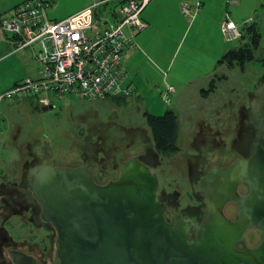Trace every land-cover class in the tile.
I'll return each instance as SVG.
<instances>
[{"label": "water", "instance_id": "water-1", "mask_svg": "<svg viewBox=\"0 0 264 264\" xmlns=\"http://www.w3.org/2000/svg\"><path fill=\"white\" fill-rule=\"evenodd\" d=\"M249 112L257 131L251 154L226 167L209 163L192 184L206 211L199 222L160 202L153 164L142 150L136 154L143 158L129 154L117 178L103 185L87 166L56 167L48 160L30 165L28 187L57 234L53 263L264 264V81L251 95ZM229 203L237 209L234 221L223 212ZM250 229L259 231V242L237 249ZM11 255L14 264H35L24 254Z\"/></svg>", "mask_w": 264, "mask_h": 264}, {"label": "rangeland", "instance_id": "rangeland-1", "mask_svg": "<svg viewBox=\"0 0 264 264\" xmlns=\"http://www.w3.org/2000/svg\"><path fill=\"white\" fill-rule=\"evenodd\" d=\"M48 1L47 15L50 19H57L58 14L54 12L56 0ZM57 1L60 11L79 2ZM222 38L224 40L223 35ZM238 43L239 39L236 45H227L234 47ZM263 54L264 42L255 52L254 61L246 64L243 70L234 67L223 73L227 80L217 86L208 102H200L192 110L188 99H183V107L178 111L179 152L169 157L160 156L153 149L152 137L143 118L146 109L133 98L119 104L111 98L87 101L73 95L58 98L44 94L49 102L47 105L53 106L47 110L41 109L46 105H41L37 97L0 101V188L7 180L21 177L33 161L45 159L56 162V165H74L84 157L90 158L95 173L98 169L96 181L98 175L100 181H106L116 174L120 160L142 150L153 164L159 193L171 207L189 214L187 209L198 203L191 189V176H196L200 167L206 169L209 163L218 161L220 165L222 160L225 161L219 149L224 148L226 157L231 156L232 151L239 155L249 153L252 145L249 135L254 130L248 110L253 91L264 81V65L259 62ZM10 75V66L1 65V85ZM148 101L152 105L148 110L153 115H162L172 108V98L168 106L157 93ZM236 143L238 145L234 146ZM13 224V231L5 227L10 235L18 234ZM259 240L257 230H248L244 235L247 245Z\"/></svg>", "mask_w": 264, "mask_h": 264}, {"label": "crops", "instance_id": "crops-1", "mask_svg": "<svg viewBox=\"0 0 264 264\" xmlns=\"http://www.w3.org/2000/svg\"><path fill=\"white\" fill-rule=\"evenodd\" d=\"M23 1L0 0V17L10 15L13 8ZM194 2H199L200 8L197 16L190 20L183 16L180 5H192ZM124 3L125 0H79L60 11L56 0L54 12L58 18H48L60 21L74 17L80 25L90 26L93 31H103L119 19ZM226 15L234 23L253 18L254 24L264 32V0H151L140 14L147 26L143 31H132L136 47L128 49L124 56L127 81L133 89L127 98H133L145 107V112L151 113L148 110L152 107L149 97L154 93L160 95L166 86H171L174 94L170 109L178 116L179 134L178 111L183 107V99H188L193 110L196 104L208 102L217 91L216 87L208 95L200 92L207 88L210 79L214 75L226 77L223 73L228 68L217 64L223 54L232 48L224 42L220 32V23ZM125 32L129 33L128 30ZM9 40L10 37L0 29V66L11 68L10 80H5L4 85L0 83V94L24 78L39 77L34 50L14 51ZM226 80L227 77L217 86ZM248 115L250 120V112Z\"/></svg>", "mask_w": 264, "mask_h": 264}, {"label": "built area", "instance_id": "built-area-1", "mask_svg": "<svg viewBox=\"0 0 264 264\" xmlns=\"http://www.w3.org/2000/svg\"><path fill=\"white\" fill-rule=\"evenodd\" d=\"M150 1L126 0L119 19L103 31L80 25L74 17L51 21L46 12L48 0L21 2L10 15L0 17V29L10 37L14 51L34 50L39 77L17 82L0 94V101L37 97L41 105L48 106L44 94L58 98L73 95L87 101L129 97L133 89L127 81L124 56L128 49L136 47L132 31L140 32L147 26L140 14ZM199 8V2L180 5L183 16L190 20L197 16ZM251 22L253 18L234 23L226 15L220 23L224 40L236 45L241 29ZM173 94L174 89L166 86L160 97L169 105Z\"/></svg>", "mask_w": 264, "mask_h": 264}, {"label": "flooded vegetation", "instance_id": "flooded-vegetation-1", "mask_svg": "<svg viewBox=\"0 0 264 264\" xmlns=\"http://www.w3.org/2000/svg\"><path fill=\"white\" fill-rule=\"evenodd\" d=\"M253 130L254 133L249 135V141H252V145L249 150V153L246 155H239L238 153L232 151L231 156L226 157V151H224V148H222L221 150L219 149V151L223 153L221 155H224L225 157V161L222 160V162H220L219 167L229 166L235 159L238 158L244 159L251 154L257 136V131L254 127ZM237 145L238 143H236V145L234 146ZM138 156L140 158H143L142 155H138ZM229 158L230 159L232 158L230 163H229ZM41 161L43 160L33 161L30 165H32L35 162H41ZM48 161L56 167L60 166V167L76 168L80 166H87L88 169L92 171L94 181L98 185H103L108 181L115 180L118 175L117 174L116 176H111V178L106 179V181H100L98 175L97 178L98 181H96L95 177H97L96 175L98 173V169L96 170L97 173H95V168H91L90 158H86V157H84V160H82L80 163L74 165H68V164L56 165L55 164L56 162L50 160ZM30 165L27 166V169L25 170L24 174L21 177L17 178V180L13 178L7 180L6 182H4V185L0 188V264H14L11 255V253L13 252H18L33 258L35 260V264H54L52 257L54 256V249L56 248L55 250H57V245H56L57 234L55 229L52 227V225L48 222H44L43 219L41 218V207L33 197L28 187L26 176H27V170L30 167ZM208 168L209 166L206 169L204 168V166L202 168L200 167L199 170H197L198 174L196 176L193 175L191 176L193 177V179L190 182L191 189H192V184L196 183L197 180L205 174ZM238 192L243 195V191L241 190V187L239 188ZM194 198L198 203L192 209H187L190 210V213L186 214L185 211H180V212L182 213L184 218H190L194 222H199L204 218L206 211L203 205L201 204V196L195 194ZM159 199L160 202H162L164 205H167L169 209L172 208L171 205L165 200L164 195H161L159 193ZM232 211L234 212V214H231ZM223 212L224 215L231 221H234L236 219L237 209L234 206V204L232 203L226 204L224 206ZM164 219L168 223L171 222L172 215L170 211L164 213ZM13 221L17 222V224L14 225L12 223ZM12 224L13 226L16 227L15 230L18 232V234L16 235L14 234L10 235L9 233H7V231H5V227L7 226L9 227V229L11 228L13 231ZM193 232L194 231L191 230L190 235H192ZM243 243H244V237H243V242L236 246L237 249L242 250L244 247H250L247 245H243ZM241 245L242 247H240ZM55 257H56V251H55ZM56 264H58V260Z\"/></svg>", "mask_w": 264, "mask_h": 264}, {"label": "trees", "instance_id": "trees-1", "mask_svg": "<svg viewBox=\"0 0 264 264\" xmlns=\"http://www.w3.org/2000/svg\"><path fill=\"white\" fill-rule=\"evenodd\" d=\"M262 42H264V32L259 30V28L254 24L253 19V22L245 25L241 29V38L239 39L237 46L228 49L220 60H218L217 64H224L228 69L238 67L243 70L246 64L254 61V54L259 49ZM259 62L264 65V54L259 59ZM225 79L226 77L224 75H214L210 79L207 88L202 89L200 92L202 95H208L214 92L217 84ZM111 99L117 100V103L119 104H123L126 97H111ZM143 118L149 128L152 137V147L155 152L164 157L177 154L179 152V148L177 146V114L172 109H167L162 115H153L148 112H144ZM132 155H134V153L130 156ZM136 155L138 156V154ZM127 158H124L123 160H126ZM123 160H121L120 163ZM120 163L114 176L118 174Z\"/></svg>", "mask_w": 264, "mask_h": 264}]
</instances>
